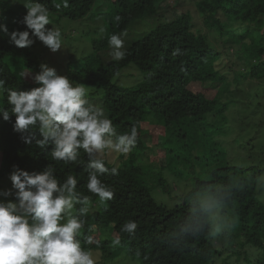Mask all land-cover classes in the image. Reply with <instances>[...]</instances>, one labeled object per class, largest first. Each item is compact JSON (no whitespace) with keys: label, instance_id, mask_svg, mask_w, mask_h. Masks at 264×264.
I'll return each mask as SVG.
<instances>
[{"label":"trees","instance_id":"obj_1","mask_svg":"<svg viewBox=\"0 0 264 264\" xmlns=\"http://www.w3.org/2000/svg\"><path fill=\"white\" fill-rule=\"evenodd\" d=\"M101 1L69 0L67 8L57 9L55 5H62V0H40L50 9L53 23L61 26L64 21H90ZM109 1L108 11L95 20L96 30L90 34L82 31L84 37L89 36L87 43L92 52L67 65L62 74L84 83L90 95L104 100L107 115L118 132L130 131L131 126L137 124L139 135L137 145L127 157L111 158L114 164L108 166L118 165L119 175L105 174L101 179L113 189L114 198L106 205L93 208L81 236L91 234L99 241L100 246H93V249L101 252L100 264L113 262L118 254L119 248L115 247V253L114 245L106 237L111 233L121 239L119 246L138 264H264V203L258 198V185L263 177L259 172L264 169L231 164L226 159L224 143L219 140L231 129L229 114L234 111L230 112V107L237 111L238 102L241 103L238 100L230 106L223 101V95L231 87L227 82L229 75L225 73L229 69L222 64L223 56L234 57V66L240 67L239 71L234 70L237 75L233 80L235 90H240L248 77L252 81L264 78V0H198L196 7L208 32L194 30L193 17L189 13L180 12L174 20L159 19L157 4L167 0ZM12 3L13 0H0V23H7L10 30H24L22 24L14 21L22 20L26 13L13 10ZM117 15L121 17L118 24L114 22ZM156 16L159 22L154 27L148 26V31L133 41L123 60H104V54L110 52L107 43L110 34L129 32L135 25L149 18L156 19ZM61 31L62 36H70L64 27ZM84 37L76 39L85 44ZM176 49L180 52L174 55ZM11 56L23 59L27 73L38 72L43 58L30 47L17 48L10 45L6 37L0 39V78L6 80L7 87H36L31 79L18 78L8 63ZM125 69H129L130 76L138 78L137 84H120L118 77ZM208 82L219 85L213 97L209 94L211 88L205 86ZM251 102L247 100L248 107L253 105ZM0 106L8 107L6 95L1 96ZM217 112L219 120L209 121ZM155 130L167 135L161 143L166 165L159 167L152 157L146 158L148 165L141 166L142 154L137 156L145 151L144 137L150 132L154 134ZM0 152L3 155L0 178L7 175L13 165L33 171L49 163L41 149L21 143L11 123L2 120ZM81 160L85 163L87 160L83 151ZM50 162L56 167L58 177L76 175L78 189L89 194L84 187L87 172L83 163ZM172 165L204 169L207 175L196 178L193 189L204 183L219 182L234 190L225 211L235 219L236 227L225 238L230 241L227 245L218 241L213 246L201 237L177 250L163 242L162 237L179 227L190 211L186 199L193 190L171 209L155 200L152 187L168 191L167 180L162 175L164 169ZM176 173L179 177L184 175L179 168ZM128 220L138 223L134 236L120 231L121 225Z\"/></svg>","mask_w":264,"mask_h":264},{"label":"clouds","instance_id":"obj_2","mask_svg":"<svg viewBox=\"0 0 264 264\" xmlns=\"http://www.w3.org/2000/svg\"><path fill=\"white\" fill-rule=\"evenodd\" d=\"M23 6L26 14L14 22L22 24L24 30H10L7 23H0V39L6 37L10 45L21 49L36 41L52 53L65 49L62 31L51 22L50 9L40 0H27ZM62 6L67 8L69 0L55 5L57 9ZM120 19L117 15L114 22L118 24ZM126 35L121 31L107 37L114 62L127 55L122 38ZM179 52L176 49L173 54ZM39 69L35 73H17L19 79H31L37 85L30 89L7 87L6 80L0 78V95H6L8 105L0 106V120L11 123L21 143L41 149L49 161L41 170L33 171L13 165L8 174L11 187L0 188V264H97L93 246L98 248L99 241L91 234L81 238L82 229L94 207L114 198L113 189L101 177L119 175L118 165L108 166L114 164L109 157H127L132 152L138 142V125L118 132L105 109L90 101L84 83L47 63H41ZM81 151L87 155L86 163L81 160ZM50 161L83 163L87 172L84 187L89 194L78 189L76 175L58 177ZM259 173L264 176V170ZM233 191L228 184L219 182L195 187L186 199L190 211L179 227L162 237L163 242L177 250L201 237L213 246L218 241L227 245L230 241L225 238L236 227L235 219L225 211ZM137 229L134 220L120 227L129 236H134ZM111 243L119 246L121 239L116 237Z\"/></svg>","mask_w":264,"mask_h":264},{"label":"rangeland","instance_id":"obj_3","mask_svg":"<svg viewBox=\"0 0 264 264\" xmlns=\"http://www.w3.org/2000/svg\"><path fill=\"white\" fill-rule=\"evenodd\" d=\"M198 0H167L164 3L157 4L158 17L161 20H174L181 13H189L193 17L194 30H205L209 31L203 24V20L200 18L196 2ZM15 2V3H14ZM27 0H13L12 6L13 10L26 13V8L23 6ZM109 0H102L99 3V6H96L93 14L91 15L90 21H64L63 26L53 23L57 28L62 30V27L65 28V33L70 36H62L64 42V48L60 52L52 53L50 52L43 44L39 41H36L34 45L30 48L36 53L40 58L42 57V63H47L49 66H54L62 74L67 69V65L76 61L77 58H80L81 55L87 56L92 52V47H88L87 39L89 36L82 34V31L86 30L88 34L93 33L96 29L95 20L102 17V15L108 11L110 8ZM181 12V13H180ZM149 18L137 24L129 32H126L127 35L122 37L126 42V48L128 49L134 40H137L138 37L142 36L148 31V26L154 27L157 24L158 18ZM133 26V25H132ZM47 27L51 28L52 25ZM131 28V27H130ZM83 38L85 44L82 43L79 39ZM213 39V34H211ZM74 46V47H73ZM80 46V49H78ZM233 52V51H231ZM105 61H112L109 54H104ZM223 65L227 66L229 69L225 71L229 75L228 83L231 85L227 90L226 94L223 95V101L230 106H234L233 103L241 102L239 104V110L235 111L233 107H230V112L233 110V114H229V118L232 119L231 129L227 130V134L219 138L224 143V150L226 151V159L233 165L236 166H256L264 169V78L259 81L244 80V83L240 86V90H235V83L233 82L234 78L237 77L234 70L239 71V66L236 68L234 62L236 59L234 57H229L224 55ZM9 65L16 71V74L23 70L25 71V65L22 58L17 56H11L8 58ZM233 69V71H232ZM129 69L123 70V75H119L118 81L123 86H133L137 83V77L130 76ZM121 78V80H120ZM135 83V84H134ZM205 86L211 88L209 94L213 97V93H216L219 90V85L214 86L211 82L205 84ZM216 88V89H213ZM218 88V89H217ZM235 92L238 93L235 95ZM2 95H0L1 98ZM90 101L94 103H99L104 108V100L98 97H94L89 94ZM248 101H252L253 104L251 107H248ZM105 109V108H104ZM106 111V110H105ZM229 112V113H230ZM107 114V112H106ZM240 116V117H239ZM218 112L215 116H210L209 121L217 122L219 120ZM235 122V123H234ZM231 122H229L230 125ZM150 132V131H149ZM161 130L154 131V134H150L144 137L145 151H141L137 158L140 157L139 164L148 165L146 158L155 157V161L159 167H165V152L162 150L161 143L166 140L167 135H162ZM170 136V135H169ZM142 152H145L143 154ZM117 154H112L109 159H117ZM3 160V155L0 152V167ZM177 168L183 171V177H179L176 173ZM148 169H146L147 172ZM11 172V171H10ZM8 172V174L10 173ZM8 174L0 178V188L11 187V182L8 180ZM207 174L204 169L197 168L192 170L188 167L180 165L179 167L172 165L170 169H164L162 175L163 178L167 180L168 191L163 192L160 188L152 187V195L155 200L162 205H165L168 208H173L180 204L182 198L193 189L196 178H204ZM151 186L154 185V182L150 183ZM2 198V197H0ZM258 198L264 203V176L258 185ZM107 239L112 241L115 237L108 234ZM103 236V238H106ZM81 238H83L81 236ZM105 240V239H104ZM111 245V243H110ZM115 247H118L117 256L113 262H104V264H138L137 260L128 254L125 248L120 246H113V250L116 253ZM94 256L96 258L97 264H100L101 261V252L97 253L94 251Z\"/></svg>","mask_w":264,"mask_h":264}]
</instances>
